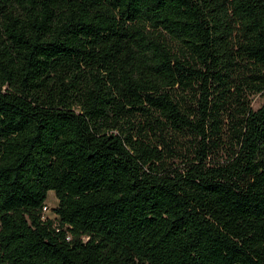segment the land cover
<instances>
[{
  "label": "trees",
  "instance_id": "1",
  "mask_svg": "<svg viewBox=\"0 0 264 264\" xmlns=\"http://www.w3.org/2000/svg\"><path fill=\"white\" fill-rule=\"evenodd\" d=\"M257 95L264 0H0V264H264Z\"/></svg>",
  "mask_w": 264,
  "mask_h": 264
},
{
  "label": "rangeland",
  "instance_id": "2",
  "mask_svg": "<svg viewBox=\"0 0 264 264\" xmlns=\"http://www.w3.org/2000/svg\"><path fill=\"white\" fill-rule=\"evenodd\" d=\"M263 103H264V96L262 95L254 96L251 99V106L254 110L258 109ZM46 205L49 210H51L56 205V200L52 192L48 193Z\"/></svg>",
  "mask_w": 264,
  "mask_h": 264
},
{
  "label": "built area",
  "instance_id": "3",
  "mask_svg": "<svg viewBox=\"0 0 264 264\" xmlns=\"http://www.w3.org/2000/svg\"><path fill=\"white\" fill-rule=\"evenodd\" d=\"M43 212H44V213H47V212H48V209H47V208H44V209H43Z\"/></svg>",
  "mask_w": 264,
  "mask_h": 264
}]
</instances>
